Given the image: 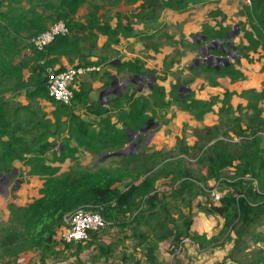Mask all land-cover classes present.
Masks as SVG:
<instances>
[{"label":"rangeland","instance_id":"1","mask_svg":"<svg viewBox=\"0 0 264 264\" xmlns=\"http://www.w3.org/2000/svg\"><path fill=\"white\" fill-rule=\"evenodd\" d=\"M0 1L4 9L9 6L7 0ZM238 1L248 2H204L205 5L197 8L190 7L182 12L172 11L173 13L162 10L164 0H156L154 9L142 3V0L132 4L120 2L116 6L99 0L87 2L69 19L70 25L79 23L87 30H73L69 37L74 42V49L64 55H55L51 62L58 66L90 70L74 83L77 104L69 106L67 115L55 110L45 100L28 98L32 79L36 75H32L33 69L38 62L25 48L14 57L13 64L21 68V79L10 81L0 88V110L6 112V119L10 122L8 131L0 129V157L5 142H11L13 137H20L21 143L17 145L15 152L4 149L5 152L9 150L17 160L10 166L16 170V175L8 178L9 180L0 178V227L8 225L13 207L24 205L37 195V190L45 178L42 174H31L30 168L20 161L22 159H39L40 164L59 166L60 173L68 170L118 171L128 162L125 160L128 156L152 154L155 151L161 153L158 166L153 171L156 182L152 195L156 204L149 208L151 200L139 201L141 212L134 223L109 227L95 234L94 245L85 244L87 247L78 255L76 248L61 245L50 253L45 249L26 253L14 264H213L223 260L230 248L226 242L224 247L219 244L225 219L205 215L201 206L207 203L217 205L221 198L234 195V180L241 174L237 166L236 171L227 169L216 177L212 173L214 167L206 159L209 146L201 141L197 143L195 132L205 129L206 126H217L220 127L221 135L232 133L231 127L235 123L241 129H246L252 124L250 120L254 114L249 106L253 104L261 109L264 117V99L257 100L252 93L247 92L255 90L264 93V65L260 66L259 60L250 62L255 58H250L249 53L247 59L237 60L239 52L243 53L246 41L239 31V25L243 29V20L239 24V20L234 19ZM21 5L25 9L28 7L25 1ZM149 8L157 19L161 14L165 21L171 22H157V19L153 22V19H146L152 13ZM218 9L221 14L216 17L219 19L214 20L211 15L212 19L206 25L210 27L214 25L213 22H222L227 18L231 23V39H227L228 43L217 40L197 42L200 40V33H197L199 24L206 21L205 15L219 12ZM42 12L45 16L52 17L47 21V26L60 19L49 11ZM144 20L149 23L146 24ZM90 23L93 24V29L89 28ZM182 28L185 29L186 36L181 33ZM251 33L255 37L256 34L253 31ZM175 35H179L178 38ZM16 37L23 39V45L31 41L24 34ZM145 44L153 47L155 53L152 51L147 54ZM207 47L222 54L211 55L227 59L221 67L228 63L241 77L235 81L229 78L215 79L212 74L202 71L201 64L190 69L199 52L206 57L209 51ZM230 49L233 51L230 52ZM244 55L246 56V51ZM129 65H135L140 69L139 75L146 78L136 80V84L129 81V77L133 76ZM197 68L200 70L196 71ZM112 76L116 77L118 84L115 92L99 99L100 93L112 83ZM215 80L217 86H210ZM148 85H152V88H148ZM152 90L154 91L151 93ZM177 90L183 96L180 103L176 100V97L180 98L176 94ZM224 91L234 93L226 101L229 108L223 106ZM132 95L134 99H147L149 109L146 117L153 121L149 125L152 126L150 129L143 135L136 133L121 149L126 152L124 157L111 156L100 162L101 155L116 151L101 149L99 154L92 155L77 148L76 162L65 160L58 163L60 151L67 146L77 147L74 136L78 133V125L83 123V128L88 133H96L106 127L110 119L115 126L112 129H119L121 126L117 116L128 108ZM118 97L120 100L115 103ZM206 103L209 111L206 109L202 114ZM99 105L103 110L100 115L97 114ZM200 114L203 118L198 121L196 117ZM13 128L19 132L9 136L4 134ZM41 134L43 136L39 139L40 142L33 146L32 139H37ZM43 145L49 147L44 154L39 150ZM261 145L264 147V141ZM135 166L140 167L137 162ZM182 171L191 175L190 181H181ZM221 176L224 178L218 181ZM136 179L137 175H132L131 179L119 185V189H125ZM180 181L184 184L183 188L179 185ZM135 215L136 213L131 215V219ZM175 225L187 227L192 235H205L209 239L206 250L201 251L185 238L184 241L188 242H184L179 256L170 263L168 245H172L173 237L169 232H174ZM262 231L264 232V227ZM148 250L152 251L154 262L146 259Z\"/></svg>","mask_w":264,"mask_h":264},{"label":"trees","instance_id":"2","mask_svg":"<svg viewBox=\"0 0 264 264\" xmlns=\"http://www.w3.org/2000/svg\"><path fill=\"white\" fill-rule=\"evenodd\" d=\"M7 1L9 6L5 9L0 1V88H3L10 81L21 79V68L13 64V59L21 53L22 48H25L38 62L33 69L32 75H36L32 79V89L28 93V98L45 100L55 110L67 115L69 106H63L48 96L45 87L44 69L46 66L55 65L51 63L55 55H64L74 49V42L70 39V34L56 38L42 52H36L30 42L23 45V39H18L16 36L24 34L27 39H32L37 34L45 31L47 21L51 20L52 17L45 16L42 11L51 12L52 15L60 18L58 20H65L70 33L73 30H76V32L86 31L87 28L79 23L70 25L69 19L75 16L78 10L91 0ZM22 1H25L28 5L27 9L21 5ZM99 1L110 6H116L120 2L132 4L137 0ZM142 1V3H146L153 9L156 5V0ZM208 1L212 0H164L162 10L182 12ZM249 1L250 5L243 6V13L240 12L241 14L245 13L243 29L239 27L240 31L243 32V38L246 39L247 46L243 48V53L239 52L238 61L241 58L247 59V54L251 51L256 53L257 48L264 50V0ZM151 8L149 9L152 13L147 15L146 19H153V22H155L157 17ZM38 9L42 11H38ZM217 14L220 15V12L213 13L214 16ZM160 15L157 22L158 20L160 22L162 16ZM225 20L226 18L222 22L219 21V24L216 23L217 29H214L215 31L206 24L203 25L200 36L205 38V42L217 40L228 43L227 35L230 33V26L224 25ZM144 21L146 24L149 23L148 20ZM89 28H94L92 23H90ZM248 28L256 34L255 37L251 32H248ZM144 46L145 50H151L155 53L153 47L147 46V44ZM233 50H236L235 47H233ZM245 51L246 56L244 55ZM211 54L222 55L221 52L213 50ZM56 66L60 69L64 68V66H58L57 64ZM129 67V71L133 76H141L139 75L140 69L136 68L135 65H129ZM201 69L204 73L212 74L216 77L215 79L229 78L231 81H235L241 77V74L232 69L231 65L220 67L218 70L202 65ZM148 73L150 74V72ZM210 86L216 87V80ZM148 88L151 89L152 86ZM247 92L252 93V96L257 100L264 99L262 91L248 90ZM223 93V106L228 107L226 101L234 93L228 91ZM176 94L180 96V98L176 97V100L180 103L183 96L178 90ZM117 100H120V98H116L115 103ZM76 101L77 97L74 92V99L70 106H75ZM203 108L202 114L207 110L209 111L208 103ZM148 109L147 99H134V95H132L128 101V108L121 111L117 116L121 126L119 129L115 131L112 129L115 126L114 122H110V119H108L106 127L96 133H88L83 128V123L78 125V128H76L78 133L74 136L77 147L70 148L67 146L60 151L58 163L61 164L65 160L76 162L77 148H82L92 155L99 154L101 149L121 150L130 141L132 133L135 135L147 121L152 120L146 117ZM249 109L256 116L252 115L250 120L252 124L246 129H241L235 123L231 127L232 133L221 135L219 133L220 127L217 126H206L205 129L195 132L196 138H198L197 143L201 141L209 146L206 159L211 162L212 168L214 167L212 173L216 177H219L227 169L236 171L237 166L241 174H238L234 180L236 189L234 195L221 198L217 205L207 203L201 206V211L205 215L225 219L224 227L220 232L219 244L224 247L228 243L230 248L221 262L213 264H264V232L262 231L264 227V147L261 145V142L264 141V117L261 109L256 104L250 105ZM102 112L103 110L99 105L97 114L100 115ZM196 118L201 121L203 116L200 114ZM237 121L238 119L235 120V122ZM8 126H10V122L6 119V112L0 110V129L8 131ZM17 132L19 131L13 128L12 131L4 134L9 136ZM42 136L43 134L37 139L34 137L31 144L36 146ZM20 143V137H13L11 142L3 144V153L0 157V175L9 178H11V174L16 175V170L10 166L17 158L9 153V150L15 152V148ZM7 148L9 150L5 152L4 149ZM39 150L44 154L49 150V147L43 145ZM160 156L159 151L152 152V154L128 156L125 159L128 162L118 171L98 169L94 172H74L68 170L63 173H60L59 166L51 167L40 164L39 159L20 160L25 167L30 168L31 174H42L45 175V178L37 190V195L26 204L13 207L11 216L9 220L7 219L8 225L0 227V264H14L22 255L34 252L37 249H45L47 253H50L61 245L71 246L76 248V254L78 255L85 250V244L88 246L94 245L95 234H91L85 241L70 244L59 243L56 239L57 230L64 226V217L80 207H87L98 213L108 223V228L134 223L141 212L139 201L151 200L149 208L154 207L156 204L154 202L155 197L152 195L155 192L154 184L156 182L153 171L158 166ZM136 162L140 167L135 166ZM132 175H137V179L125 189L120 190L119 185L131 179ZM180 176L183 182L191 179L189 177L191 175L187 171H182ZM140 178L141 180H139ZM223 178L224 176H221L218 181ZM181 181L179 185L183 188L184 184ZM135 213L136 215L131 219V215L133 216ZM169 235L173 237V246L176 248L180 246L181 251L185 238L189 239L201 251L206 250L209 242L205 235L204 237L196 234L192 235L187 227L177 225H175L174 232H169ZM146 259L149 262L155 261L152 251H147Z\"/></svg>","mask_w":264,"mask_h":264},{"label":"built area","instance_id":"3","mask_svg":"<svg viewBox=\"0 0 264 264\" xmlns=\"http://www.w3.org/2000/svg\"><path fill=\"white\" fill-rule=\"evenodd\" d=\"M70 30L62 20L55 21L48 28L31 40L36 52L44 51L58 37L68 36ZM89 69L83 67L47 66L44 70L45 87L48 96L63 106H70L74 99V83ZM108 223L96 212L87 207H80L64 217V226L56 232L59 243L70 244L87 240L91 234H98L108 228ZM188 242V241H183ZM170 263L180 254L181 247L168 245Z\"/></svg>","mask_w":264,"mask_h":264},{"label":"water","instance_id":"4","mask_svg":"<svg viewBox=\"0 0 264 264\" xmlns=\"http://www.w3.org/2000/svg\"><path fill=\"white\" fill-rule=\"evenodd\" d=\"M199 37H200V40L197 41V42H200V41L205 42V38H203L201 36H199ZM227 37H228V40L231 39L230 36H229V33H228ZM207 49L209 51H207L206 57H203L202 53L199 52L197 59L194 60L195 63L193 62L194 64L191 65L190 69L196 68L198 64H201V65H205V67H212L214 70H218V69H220L221 66H223V63L227 62V59H225V58L216 57V56L211 55V48L207 47ZM198 51H200V49H198ZM231 51H233V50L230 49V52ZM115 64H117V63H115ZM224 66H228V63H226V65H224ZM141 78H146V77H144V76H131V77H129L128 80L132 81V83L136 84L137 83L136 80L141 79ZM116 85H118L117 84V79H116L115 76H112V83L109 85V87L105 88L100 93L99 99H101L103 96H106L110 92L114 93V91H115L114 88L116 87ZM151 86L152 85H148L147 87H151ZM140 88H142V86ZM140 88H139V91H140ZM184 88H186V86ZM179 93H180V91H179ZM152 121L153 120H149V121L146 122V124L139 131L140 135H143L146 130H148V129H150L152 127V126H149L150 123H152ZM133 136H134V133H132L130 135V138L133 137ZM125 154H126L125 150H119V151H116V152H113V153H106V154H103V155L100 156L99 161L103 162L104 160H106L107 158H110L111 156L112 157L113 156L119 157V156H123ZM13 176H14L13 174L10 175V177H13ZM0 178L4 179V180H9L8 176L0 175Z\"/></svg>","mask_w":264,"mask_h":264},{"label":"crops","instance_id":"5","mask_svg":"<svg viewBox=\"0 0 264 264\" xmlns=\"http://www.w3.org/2000/svg\"><path fill=\"white\" fill-rule=\"evenodd\" d=\"M218 1H220V0H212V1H208V2H206L207 4H209V3H214V2H218ZM239 2V1H238ZM206 3H203V4H199V5H196V6H193V8H197V7H199V6H202V5H205ZM219 3V2H218ZM245 5H250V1H248V2H244V1H241V3L239 2L238 3V5L236 6V13H235V17H234V19H237V21L239 20V24H240V20H243V22H245V13L244 14H241L240 12H241V10H242V7L243 6H245ZM189 9V8H188ZM219 10V9H218ZM167 11H169L170 12V10H167ZM172 12V11H171ZM219 12H220V10H219ZM173 13V12H172ZM175 14H177V13H175ZM213 16V18H214V20H218L219 18L218 17H216V16H218L219 14H217L216 16H214L213 15V13H208L207 14V16L205 15V19H206V21H202L200 24H199V31L197 32V33H201V31H202V27H203V25L204 24H207V21L208 20H211L212 18H210V16L211 15ZM221 14V13H220ZM160 21H164V22H166V23H169V22H171V21H165V19H164V16L162 15V18L160 19ZM220 21V20H219ZM219 21L218 22H213V26H210V28H214L215 30L217 29V27H216V23L217 24H219ZM242 22V21H241ZM224 25H231V23H229L228 21H227V18H226V20L224 21ZM240 26V25H239ZM239 31H240V27H239ZM248 32H252V30L250 29V28H248ZM181 33L182 34H184L185 36H186V31H185V29H181ZM240 33H241V36L243 37V32L242 31H240ZM177 36H179V35H175V37L176 38H178ZM187 38V37H186ZM185 38V39H186ZM244 46H247V42L245 41V44H244ZM152 51L151 50H148V52H147V54H150ZM152 53H154V52H152ZM249 54H250V58H255V59H252L250 62H257V60H259V62H261L260 63V66H262V65H264V50H262L261 48H257V50H256V53L255 52H249ZM252 56V57H251ZM240 60H244V58H241ZM222 79H224V78H222Z\"/></svg>","mask_w":264,"mask_h":264},{"label":"clouds","instance_id":"6","mask_svg":"<svg viewBox=\"0 0 264 264\" xmlns=\"http://www.w3.org/2000/svg\"><path fill=\"white\" fill-rule=\"evenodd\" d=\"M248 1H249V0H248ZM47 28H48V26H47ZM47 28H46V29H47ZM46 29H45V30H46ZM34 37H35V36H34ZM31 40H32V39H31ZM30 42H31V41H30ZM52 43H53V42H52ZM50 45H51V44H50ZM50 45H49V46H50ZM49 46H48V47H49Z\"/></svg>","mask_w":264,"mask_h":264},{"label":"flooded vegetation","instance_id":"7","mask_svg":"<svg viewBox=\"0 0 264 264\" xmlns=\"http://www.w3.org/2000/svg\"><path fill=\"white\" fill-rule=\"evenodd\" d=\"M115 89V88H114ZM115 92V91H114Z\"/></svg>","mask_w":264,"mask_h":264}]
</instances>
